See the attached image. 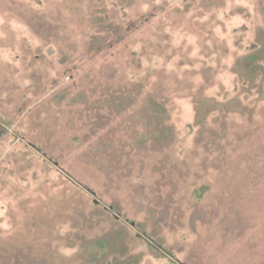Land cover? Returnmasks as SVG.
<instances>
[{"label": "rangeland", "instance_id": "obj_1", "mask_svg": "<svg viewBox=\"0 0 264 264\" xmlns=\"http://www.w3.org/2000/svg\"><path fill=\"white\" fill-rule=\"evenodd\" d=\"M0 264H264V0H0Z\"/></svg>", "mask_w": 264, "mask_h": 264}]
</instances>
